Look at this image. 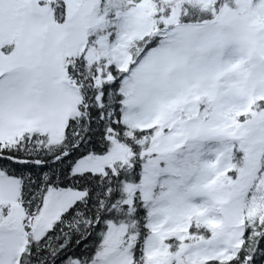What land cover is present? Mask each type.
Listing matches in <instances>:
<instances>
[{
    "label": "snow or ice",
    "instance_id": "obj_1",
    "mask_svg": "<svg viewBox=\"0 0 264 264\" xmlns=\"http://www.w3.org/2000/svg\"><path fill=\"white\" fill-rule=\"evenodd\" d=\"M0 264H264V0H0Z\"/></svg>",
    "mask_w": 264,
    "mask_h": 264
}]
</instances>
